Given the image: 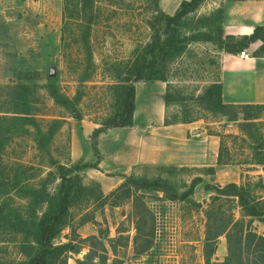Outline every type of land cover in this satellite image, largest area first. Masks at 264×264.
Returning <instances> with one entry per match:
<instances>
[{
	"label": "rangeland",
	"instance_id": "374dc122",
	"mask_svg": "<svg viewBox=\"0 0 264 264\" xmlns=\"http://www.w3.org/2000/svg\"><path fill=\"white\" fill-rule=\"evenodd\" d=\"M154 5L155 0H0V264H24L36 251L35 226L59 199L62 165L78 176L66 224L53 239L54 245L70 246L58 264H205L207 228L213 233L231 219L264 234V215L245 216L236 197L215 190L236 183L264 211V108L245 110L251 119L244 120L242 109L223 115L200 98L219 79L220 40L228 42L217 9L185 17L175 26L179 54L173 57L166 45L165 55L146 68L147 78L133 82L141 127L151 123L145 112L166 93V118L197 122L185 139L190 147L174 149L180 163L132 164L137 152L130 131L138 125L108 128L95 150L97 122L121 101L111 85L132 83L137 59L142 61L155 31L167 38ZM154 75L167 81L148 80ZM53 92L76 97L82 119ZM197 129L219 137L214 166L199 165ZM113 150L119 157L113 159ZM104 151L110 172L97 167ZM155 181L160 186H147ZM189 189L187 198L170 199ZM219 240L227 247L224 235ZM243 255L247 263L255 257ZM210 261L220 262L213 255Z\"/></svg>",
	"mask_w": 264,
	"mask_h": 264
},
{
	"label": "trees",
	"instance_id": "16d2710c",
	"mask_svg": "<svg viewBox=\"0 0 264 264\" xmlns=\"http://www.w3.org/2000/svg\"><path fill=\"white\" fill-rule=\"evenodd\" d=\"M160 0H155L154 5V18L158 22H164L165 24V34L167 38L162 39V34L160 31H155L153 34V42L147 43L143 48L144 54L142 57V61L140 58L137 59V63L135 64V79L132 80V83L125 84H116L111 85V89H115L120 92L121 101L119 106L114 109V113L108 115L103 122H97L100 124V127L96 128L93 133L95 150L97 151V138L102 133L105 132L108 128L113 127H127L132 126L134 123V114L136 110V87L133 82L146 79V68L148 66H153L156 60L159 57L165 55L166 45H169L172 48V51L175 52L173 57H176L179 54V51L182 49L178 46L177 43V34L175 26L178 25L185 17H188L191 13L195 12L199 5L203 0H184L180 4L179 9L174 15L166 14L159 5ZM66 16V10H65ZM218 19L222 20L221 10L217 11ZM153 26V27H152ZM152 28H155L154 25H151ZM208 34V33H206ZM205 34V35H206ZM209 35H206L204 39L210 40ZM228 39L226 43H222L220 40V48L226 52H234L237 49L247 45L249 42L260 39L262 45L260 47V53L264 52V27H255L253 33L250 36L242 37L239 40H236L232 36H226ZM149 54V55H148ZM152 56L151 59L149 57ZM154 56V57H153ZM147 65V66H146ZM158 79L162 81H167L165 76L154 75L149 76L148 80ZM52 86V85H51ZM221 83L220 80H215L210 83L202 92L200 98L203 101L209 102L211 104L213 111L221 113L223 115H228V112L234 111L235 109H242L244 114V120H250V114L245 113V110H255L264 108V104H227L224 103L221 99ZM55 98L63 105L69 112L75 114V117L78 120H81L82 117L75 106V98H70L60 92L54 93ZM60 99H65L62 103ZM166 106H168L169 98L166 93L165 97ZM237 114L233 112L231 120H236ZM190 120H170L168 118L165 119V124H176V123H187ZM240 128H243L245 122L239 123ZM220 156V150L218 153V160ZM89 164H84L82 166H88ZM80 165H75L73 170H80ZM62 172L60 174V190H59V199L57 203H51L49 207V211L44 212L35 226L34 233V241L36 242L37 249L30 256V258L24 262V264H58L59 258L63 257L66 253L67 249L70 247L69 244H61L54 245L53 239L59 234L61 228L66 224V218L68 215V211L70 208L73 190H74V176L71 175V169L69 170L65 166H61ZM131 179V178H130ZM129 179V180H130ZM159 181H155L151 185L147 186H160L158 185ZM126 183H123L121 187H126ZM139 186L144 187V185L140 184ZM218 193L223 195H229L236 197L239 206L245 210V216L249 217H258L264 215V211H261L256 206V202L253 200H249L247 194L243 191L241 187H239L236 183H228L222 188H215ZM192 189L184 192L182 195L178 197L176 194H172L170 199H185L189 196ZM215 200V199H214ZM209 215V213H208ZM209 217V216H208ZM211 219V217H209ZM208 218V219H209ZM220 222H223V218L220 219ZM232 220L225 221L221 223L217 230L213 233L211 232V228L206 229L205 235V248H204V262L205 264H264V234L260 235L257 232L249 229L248 227H244L243 224H239L238 221L231 223ZM243 222V221H242ZM224 235L227 242V254L224 259L220 262H211L210 257L214 254L217 239ZM213 245L211 249H207L209 245ZM77 251V250H76ZM250 254L254 253V260L246 262L243 253ZM62 264H66L65 260H62Z\"/></svg>",
	"mask_w": 264,
	"mask_h": 264
},
{
	"label": "crops",
	"instance_id": "0c3cea01",
	"mask_svg": "<svg viewBox=\"0 0 264 264\" xmlns=\"http://www.w3.org/2000/svg\"><path fill=\"white\" fill-rule=\"evenodd\" d=\"M184 0H160V8L168 15H174ZM221 10L222 28L226 35L239 40L242 37L250 36L255 27H264V0H203L196 11L211 13L215 10ZM262 42L255 39L247 45L237 49L234 52L221 51L220 53V83L221 99L227 104H264V52L260 53ZM245 51L247 57H240L239 52ZM151 93H153L151 91ZM152 95V94H151ZM137 100V99H136ZM136 103V110H138ZM157 117V121L153 119ZM145 119H151L149 125L141 127L136 122L134 114V126L139 129L130 131V142L136 148V159L131 157L132 164H147L153 161L162 160L177 163L182 159V155L174 149L189 148L190 144L185 139L192 131L197 122L165 124V100L162 96L159 104L151 111L145 112ZM144 119V120H145ZM149 121V120H145ZM130 126V128H133ZM197 128V127H196ZM135 130V131H134ZM196 135V143L200 144V152L197 156L199 165L214 166L217 159L219 137L206 134L202 129L193 131ZM189 142V141H187ZM75 148V141H74ZM186 144V145H181ZM173 146L169 152L168 147ZM210 157L202 152H210ZM107 151H104V158L98 163L99 170L107 171ZM113 159L119 157L114 151ZM182 152V151H181ZM208 158V159H207ZM210 159V160H209ZM210 162L206 163L205 162ZM116 162L112 166L116 167ZM180 163V161L178 162ZM127 174L128 171L122 172ZM219 177V171L216 173ZM227 254L226 243L223 240L217 242L213 254L215 261H220Z\"/></svg>",
	"mask_w": 264,
	"mask_h": 264
},
{
	"label": "built area",
	"instance_id": "2783aa9c",
	"mask_svg": "<svg viewBox=\"0 0 264 264\" xmlns=\"http://www.w3.org/2000/svg\"><path fill=\"white\" fill-rule=\"evenodd\" d=\"M239 56L242 57V58L243 57H247V53H245V51H240L239 52Z\"/></svg>",
	"mask_w": 264,
	"mask_h": 264
}]
</instances>
